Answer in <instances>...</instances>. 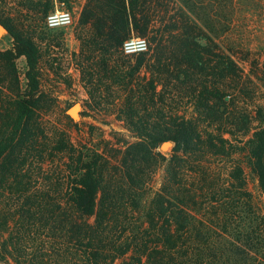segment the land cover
<instances>
[{"label": "trees", "instance_id": "obj_1", "mask_svg": "<svg viewBox=\"0 0 264 264\" xmlns=\"http://www.w3.org/2000/svg\"><path fill=\"white\" fill-rule=\"evenodd\" d=\"M202 1L86 0L72 55L86 106L105 107L134 138L114 176L107 157L77 151L60 126L47 134L39 120L46 109L44 52L13 18L0 16L11 39L0 51V94L11 93L0 101V236L8 234L1 261L46 264L28 250L46 254L31 239L52 221L61 228L59 244L73 242L74 252L62 254H81L84 264H264V212H254L244 175L246 167L264 194V109L246 88L255 74H244L216 40V0ZM132 37L145 39L147 50L125 54ZM244 97L251 112L239 105ZM165 142L172 144L167 157L155 152ZM47 143L49 156L69 161L62 202L51 195L54 186L64 187L58 178L45 180L42 194L30 191L29 160L40 159ZM150 164L163 166L164 180L148 201ZM219 166H226L223 178L215 174ZM5 209L15 212L7 216Z\"/></svg>", "mask_w": 264, "mask_h": 264}, {"label": "rangeland", "instance_id": "obj_2", "mask_svg": "<svg viewBox=\"0 0 264 264\" xmlns=\"http://www.w3.org/2000/svg\"><path fill=\"white\" fill-rule=\"evenodd\" d=\"M217 6L213 8L210 14L217 13L220 21L216 24L219 38L217 41L220 45L231 50L235 61L243 70L244 74L249 72L255 74L252 77L255 84H246V88L253 97L254 106L264 109V0H216ZM86 0H0V16L11 17L20 25L25 32L33 36L35 41L41 46L44 57L40 63V90L46 95L45 113L41 115L40 122L44 128H47V134L57 126L66 132L67 139L83 154L98 152L109 160L108 174L114 176L119 175L120 161L122 152H124L127 144L134 142V138L123 127L122 123L115 120L113 116L106 115V108L99 107L97 111L89 110L86 106L87 96L79 80V73L74 67L73 53H77L79 42L76 39V30L81 12L85 6ZM207 0H203V6ZM213 3V2H211ZM178 7V6H177ZM67 9L72 14L71 23L60 29L50 30L45 26V18L47 14L54 10ZM47 10V13L45 11ZM173 11V10H172ZM194 14V13H193ZM192 17V15H190ZM225 20H223L224 18ZM219 20V19H218ZM11 47V39L7 34L0 35V51L7 50ZM48 52V54H47ZM56 59L57 65L60 67L58 75H55L50 67L49 62ZM16 68L19 77L21 91L25 88V61L19 59L16 61ZM70 81L67 86L64 81ZM6 93V94H5ZM0 94V101L11 93L5 91ZM74 105H79L74 107ZM240 106H245L248 110H252L251 100L244 97L240 99ZM75 110V119L68 115V111ZM70 110V111H71ZM69 111V113H70ZM87 112L88 116L82 114ZM253 115V113H251ZM73 115V116H75ZM67 116V117H65ZM46 153L41 158L34 157L30 159L27 167V175L31 176L30 191L34 195L42 194L45 180L53 182L58 178L60 185L53 187L52 197L64 201L65 186L67 182L69 162L64 155H48L51 152V145L47 143ZM172 145L158 150L164 156H169ZM245 161V159H242ZM152 164V163H151ZM150 164V165H151ZM122 165V164H121ZM226 167V166H225ZM225 167L215 169V174H220L223 178ZM116 169V170H115ZM144 195L146 200L156 193L164 180L163 166L151 165L146 170ZM247 191L251 194L252 207L254 212H264V194L261 193L256 178L248 168L244 169ZM196 177H189L191 181ZM53 186V185H52ZM59 192L58 195L56 193ZM140 192V191H139ZM126 204V203H124ZM64 207V203L61 204ZM4 209L0 205V209ZM6 210V209H5ZM10 212L3 213L9 216ZM128 220L133 222L135 216L128 215ZM54 222H48L45 231H41L43 224L39 226V232L32 236L35 246L41 247L46 254H41L35 247L29 248V252H34L38 256H42L46 260V264H84L81 254H62L63 250L69 248L70 252H74L72 243H65L64 246L59 244L61 238V228L59 225L54 226ZM9 226H13V223ZM14 234V233H13ZM6 233L0 236L1 242L7 238ZM39 253V254H37ZM68 258L67 263L64 258ZM121 259L116 260L113 264H120ZM0 264H14L12 261L8 263L0 260Z\"/></svg>", "mask_w": 264, "mask_h": 264}, {"label": "built area", "instance_id": "obj_3", "mask_svg": "<svg viewBox=\"0 0 264 264\" xmlns=\"http://www.w3.org/2000/svg\"><path fill=\"white\" fill-rule=\"evenodd\" d=\"M72 14L67 9L54 10L47 14L45 26L50 29H60L71 23ZM147 50L146 40L139 37H132L124 42L122 51L125 54H138Z\"/></svg>", "mask_w": 264, "mask_h": 264}, {"label": "water", "instance_id": "obj_4", "mask_svg": "<svg viewBox=\"0 0 264 264\" xmlns=\"http://www.w3.org/2000/svg\"><path fill=\"white\" fill-rule=\"evenodd\" d=\"M2 34H7V31L6 29L0 24V35ZM74 107H78L79 108V105H74ZM71 110V109H70ZM69 110V111H70ZM68 111V115L72 118V119H75V117L77 116V114L75 116H73L71 113H69ZM169 145H172L170 142H165L161 145L162 148L166 147V146H169Z\"/></svg>", "mask_w": 264, "mask_h": 264}, {"label": "bare ground", "instance_id": "obj_5", "mask_svg": "<svg viewBox=\"0 0 264 264\" xmlns=\"http://www.w3.org/2000/svg\"><path fill=\"white\" fill-rule=\"evenodd\" d=\"M75 108L74 109H72L71 111H70V113L72 114V115H75Z\"/></svg>", "mask_w": 264, "mask_h": 264}]
</instances>
